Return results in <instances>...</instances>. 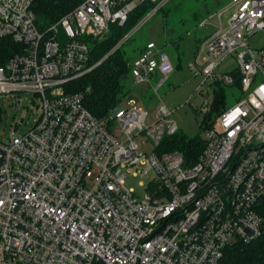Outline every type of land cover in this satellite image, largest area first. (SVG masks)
<instances>
[{
    "label": "built area",
    "instance_id": "obj_1",
    "mask_svg": "<svg viewBox=\"0 0 264 264\" xmlns=\"http://www.w3.org/2000/svg\"><path fill=\"white\" fill-rule=\"evenodd\" d=\"M141 1L81 0L41 29L33 0H0V38L22 45L0 63V94L41 99L30 128L0 138V264H221L226 246L260 233L264 46L249 38L264 31V0H231L228 25L201 42L207 58L196 56L199 72L228 84L238 78L243 96L219 111L191 162L156 149L178 130L165 103L148 123L135 104L116 105L105 121L84 106L82 92L64 88L98 63L89 62V37L122 24ZM148 1L156 10L167 0ZM232 52L236 71L217 73ZM173 69L168 53L148 41L129 76L148 83L160 75L157 90ZM143 132L155 146L148 153L133 138ZM148 171L154 175L137 197L124 178Z\"/></svg>",
    "mask_w": 264,
    "mask_h": 264
},
{
    "label": "rangeland",
    "instance_id": "obj_2",
    "mask_svg": "<svg viewBox=\"0 0 264 264\" xmlns=\"http://www.w3.org/2000/svg\"><path fill=\"white\" fill-rule=\"evenodd\" d=\"M231 0H167L162 9H150L126 35L131 36L123 44L129 62L137 55L138 49L147 41H153L169 55L174 69L167 79L154 90L160 75H153L148 83H134L131 77L124 81L125 93L122 95L121 106H142L147 110V123L155 119L159 102L165 103L171 110V117L176 121L179 132L189 137L200 136L209 126L218 127L217 114L220 110L233 105L243 96L239 86L205 77L199 72V63H206L205 52H199L201 42L217 28H225L233 11L229 7ZM203 21V23H201ZM254 47L264 46V31L255 32L249 38ZM194 64V68L190 67ZM235 52L227 54L216 72L233 73L237 69ZM235 73V72H234ZM222 100V106L211 109L215 96ZM19 102L15 104V100ZM41 99L29 91L0 94V138L11 134L25 132L38 118ZM210 109V114L204 112ZM209 124V126H208ZM122 138V137H121ZM141 152L155 149L154 144L145 133L135 135ZM152 171L144 175H133L129 172L124 181L132 187L137 197L142 198L145 189L152 179ZM142 182V184H140Z\"/></svg>",
    "mask_w": 264,
    "mask_h": 264
},
{
    "label": "trees",
    "instance_id": "obj_3",
    "mask_svg": "<svg viewBox=\"0 0 264 264\" xmlns=\"http://www.w3.org/2000/svg\"><path fill=\"white\" fill-rule=\"evenodd\" d=\"M80 1L33 0L32 8L37 26L41 29L47 27L73 9ZM155 4L156 2L148 0L141 1L131 10L122 24L111 22L102 37H89V62L98 63L88 72L69 79L64 84L67 92H82L84 106L101 120H108L110 111L118 105L125 93L124 81L129 77L130 62L122 46L131 37L125 38V36ZM163 5L156 11L162 9ZM21 46V43L15 42L11 37L0 38V63L19 51ZM143 47L138 49L137 54ZM216 82L220 84L221 81ZM235 84L238 85V78ZM221 106L222 100L216 95L211 109L218 110ZM207 112L210 114V109ZM203 145L204 138L189 137L177 130L173 134L164 136L161 145L156 149L178 150L183 153L188 162H191L201 152ZM258 213L261 217L260 233L250 241H236L226 246L221 264H264V198L260 201Z\"/></svg>",
    "mask_w": 264,
    "mask_h": 264
},
{
    "label": "water",
    "instance_id": "obj_4",
    "mask_svg": "<svg viewBox=\"0 0 264 264\" xmlns=\"http://www.w3.org/2000/svg\"><path fill=\"white\" fill-rule=\"evenodd\" d=\"M15 104H17V101H15Z\"/></svg>",
    "mask_w": 264,
    "mask_h": 264
}]
</instances>
